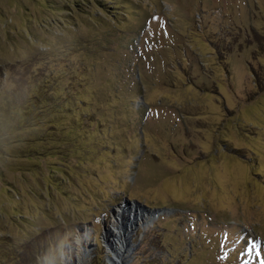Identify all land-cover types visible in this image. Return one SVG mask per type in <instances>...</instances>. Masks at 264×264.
Returning a JSON list of instances; mask_svg holds the SVG:
<instances>
[{"label":"rangeland","instance_id":"374dc122","mask_svg":"<svg viewBox=\"0 0 264 264\" xmlns=\"http://www.w3.org/2000/svg\"><path fill=\"white\" fill-rule=\"evenodd\" d=\"M121 242L264 264V0H0V264Z\"/></svg>","mask_w":264,"mask_h":264},{"label":"bare ground","instance_id":"6f19581e","mask_svg":"<svg viewBox=\"0 0 264 264\" xmlns=\"http://www.w3.org/2000/svg\"><path fill=\"white\" fill-rule=\"evenodd\" d=\"M121 234L120 233H118V235L116 236L117 238L120 236ZM123 235H124V233H123ZM122 241H125L124 239H121ZM114 241V240H113ZM111 242H112V240H111ZM122 244L121 245H116V246H114V248H113V251L115 252V254H116V258L114 259V258H112V260H113V264L115 263V264H118L120 261L119 260H121V262H123L122 261V258L120 257L121 255H122V253H123V249L121 248L123 245H124V242H121ZM121 254V255H120Z\"/></svg>","mask_w":264,"mask_h":264},{"label":"trees","instance_id":"16d2710c","mask_svg":"<svg viewBox=\"0 0 264 264\" xmlns=\"http://www.w3.org/2000/svg\"><path fill=\"white\" fill-rule=\"evenodd\" d=\"M79 101H81V100H79ZM38 244V243H37ZM39 249V248H38Z\"/></svg>","mask_w":264,"mask_h":264}]
</instances>
